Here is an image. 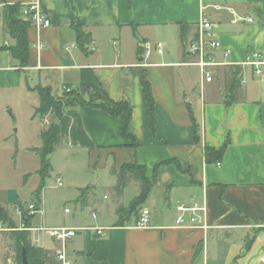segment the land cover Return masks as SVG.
I'll list each match as a JSON object with an SVG mask.
<instances>
[{
  "label": "crops",
  "instance_id": "0c3cea01",
  "mask_svg": "<svg viewBox=\"0 0 264 264\" xmlns=\"http://www.w3.org/2000/svg\"><path fill=\"white\" fill-rule=\"evenodd\" d=\"M30 1L0 0V101L7 105L13 97L27 95L36 99L35 108L38 94L32 88L36 85L49 86L57 95L63 86L76 90L101 87L110 100L128 102V136L120 116L79 106L82 126L94 147L63 145L57 149L69 147L80 154L83 169L91 174L98 170L110 173L112 166L119 169L124 163L136 162L144 166L147 177L156 179L142 205L150 211L145 227L136 226L134 216L115 225L118 209L128 204L138 188L130 183L118 196L113 190L116 177L110 173L115 197L107 221H68L65 214L71 210L67 207L60 214L63 218H50L54 216L48 215L44 181L39 223L31 219V228H78L66 244L71 264H264V72L256 77L250 67L241 66L246 52L264 48V0H36L50 25L26 31L28 63L22 67L5 47L13 39L6 31L3 9L5 4ZM227 8L252 21L232 22L234 15ZM204 15L220 42L214 59L224 62L212 68L209 82L193 63L195 55L186 50ZM182 24L188 25L183 44ZM78 32L90 38L85 51L77 43ZM38 39L44 43L39 49ZM143 40L162 42V53L153 51L146 56ZM142 73L154 100L155 133L147 124ZM188 104L198 126V142L193 141ZM50 120L49 115L41 119L36 133ZM226 137L229 144L220 164L207 162L205 146L220 147ZM40 146L25 140L19 127L12 132L7 121L0 127V168L5 170L0 205L18 229L23 216L17 207L24 209L34 201L33 192L40 183L39 155L33 150ZM30 158L33 168L23 166ZM26 173L30 176L23 183ZM51 173L62 181V172L54 164ZM87 183L83 185H94ZM131 184L134 193L123 201ZM83 185L76 182L69 198L88 205ZM193 201L205 207L203 225L176 227V205ZM0 224L7 226L3 220ZM94 227H102L103 234ZM7 231L0 232V264H8L14 257ZM32 233L39 231H30L32 244L55 256L58 243L42 232L47 237L36 244Z\"/></svg>",
  "mask_w": 264,
  "mask_h": 264
},
{
  "label": "trees",
  "instance_id": "16d2710c",
  "mask_svg": "<svg viewBox=\"0 0 264 264\" xmlns=\"http://www.w3.org/2000/svg\"><path fill=\"white\" fill-rule=\"evenodd\" d=\"M22 6L23 4L20 3L5 4L3 9V20L8 35L13 39V43L5 47L9 50L10 54L19 61L20 65L25 67L28 63L29 48L26 31L32 27V23L22 15ZM187 27L188 25L186 24L180 25L182 44ZM89 42L90 38L87 33L78 32L77 43L81 50L85 51L86 44ZM235 68H238V66H235ZM140 82L147 105V124L152 132L155 133L153 118L154 100L145 73L141 74ZM238 82L239 79L236 80L237 85ZM32 89L38 94V105L34 108L32 117H37L41 120L46 115H49L51 119L49 124L39 131L41 146L33 149L39 155V169L37 173L40 175V183L33 192V200L38 205L44 181L52 170L50 155L63 145L79 146L87 149L94 147L92 140L86 134L82 126L77 107L90 106L102 109L112 116H120L123 119V130L126 136H128L127 126L131 119V108L126 100H110L104 94L101 87L93 88L82 86L77 90L70 89L69 91H63L59 95L54 94L49 86L36 85ZM187 109L193 126V141L198 142V126L189 104L187 105ZM228 144L229 138L226 137L220 147L205 146V160L213 163L221 161ZM110 173L116 177V183L113 189L118 196L122 194L123 190L130 183H134L138 188L137 194L128 204L126 206H121L117 211L119 216L115 225H123L125 222L129 221L132 216H134L135 219L138 218L143 203L147 199L149 192L156 185V179L154 175L147 177L144 166L136 162L124 163L119 169L112 166ZM29 176L30 173L23 175V183L26 182ZM82 193H80V196L85 197ZM22 216V228L18 229V226L8 218L7 211L0 205V221L3 220L7 222L6 227L10 229L7 231V237L12 240V247L14 250L13 262L21 264L24 252L28 264H59L51 251L32 244L29 229L31 228V219L34 214H28L23 210Z\"/></svg>",
  "mask_w": 264,
  "mask_h": 264
},
{
  "label": "rangeland",
  "instance_id": "374dc122",
  "mask_svg": "<svg viewBox=\"0 0 264 264\" xmlns=\"http://www.w3.org/2000/svg\"><path fill=\"white\" fill-rule=\"evenodd\" d=\"M35 101L36 99L33 100L32 96L29 97L27 95H25L24 98L21 95L13 97L11 99L12 103H8L9 105H6L5 101H0V127L7 121L12 128V132H15L19 127V132H23L25 140L29 141L31 144H40L41 139L39 134L36 133V130L39 128L40 120L37 117H32L34 111L33 104ZM83 159L84 157L80 154L77 155V153L69 147L65 149H56L50 155L51 165L54 164V166L59 168L62 172V186L57 185V176L51 173L52 170L45 180V200L47 203L48 215L52 214L54 216H50V218H63V215L60 214H63V209L65 207L71 210L70 214H65L66 219L68 221L76 220L80 224L94 222L96 218H98L99 221H107L110 217L109 210L112 209L113 199L115 197L113 193L114 189L112 190L109 183L112 177L109 172H102L101 170L95 171V174L86 172L82 167ZM23 166L33 168V159H25ZM4 172L5 170L0 168V181H2ZM74 180L82 185L87 182L94 184L92 186L83 185V194L87 195L89 199L88 205L75 202L69 198L72 191L76 190L74 187L76 182ZM127 192L129 193L127 197L123 196V201H126L134 193L132 184L129 186ZM64 193L66 194L65 196H63ZM25 198H29L28 191L25 192ZM92 213H95L96 217H93ZM39 219L40 211H37L32 218L33 223L38 224ZM31 236L33 242L36 244L42 243V237H47L42 232L37 233V235L32 233ZM8 246L9 243L6 244V247ZM1 248L2 243L0 240V259L2 258ZM5 254H9V251L6 250Z\"/></svg>",
  "mask_w": 264,
  "mask_h": 264
},
{
  "label": "built area",
  "instance_id": "2783aa9c",
  "mask_svg": "<svg viewBox=\"0 0 264 264\" xmlns=\"http://www.w3.org/2000/svg\"><path fill=\"white\" fill-rule=\"evenodd\" d=\"M36 0H31L29 3H25L22 6V15L29 19L32 23V26L40 29L41 27H47L50 25V18L46 13H43L37 9ZM216 9L223 8L221 5H214ZM230 12L234 15L232 22H237L239 20L252 21L251 17H240L235 14V12L229 8ZM212 22L204 15L197 24V33L196 36L187 44L186 50L195 55L196 60L193 62L196 66L199 67L201 75L204 81H212L213 79V67L219 64H224V62H216L214 59L213 52L220 48V42L217 39L216 33L212 30ZM44 43L42 39L36 41V47L42 48ZM141 47L146 56H149L153 51L162 53L163 43L160 41H143L141 42ZM225 51V55H226ZM241 66L250 67L253 71V74L258 77L261 76L264 72V48L255 49L246 52V56ZM70 88L67 86L62 87L63 91H69ZM216 165L220 164L219 162L215 163ZM57 185L61 186L62 181L60 177H57ZM25 210L28 214H35L39 207L32 201L29 202L24 209L17 207V212L22 215V211ZM176 210L178 215L175 218L174 225L176 227H195L202 226L204 222V211L205 207L203 203L198 201H193L191 204L179 203L176 205ZM67 211V209L65 210ZM93 217H96L95 213H92ZM150 221V211L147 208H142L139 212L138 218L136 219L135 225L139 227H145L149 225ZM98 234H103L102 227H94ZM0 230H10L7 227H2L0 224ZM30 231H39L46 233L51 237L59 247L56 250V260L59 264H71V259L66 250L67 242L76 235L78 228L74 227H39V228H30ZM8 264H16L12 260Z\"/></svg>",
  "mask_w": 264,
  "mask_h": 264
},
{
  "label": "water",
  "instance_id": "95a60500",
  "mask_svg": "<svg viewBox=\"0 0 264 264\" xmlns=\"http://www.w3.org/2000/svg\"><path fill=\"white\" fill-rule=\"evenodd\" d=\"M21 264H28V262H27V260H26V257H25V255H24V252H23V257H22Z\"/></svg>",
  "mask_w": 264,
  "mask_h": 264
}]
</instances>
